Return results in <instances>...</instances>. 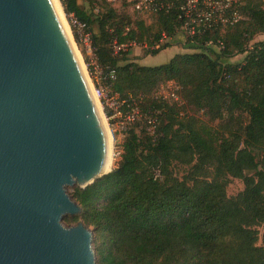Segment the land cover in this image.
<instances>
[{"label": "trees", "instance_id": "16d2710c", "mask_svg": "<svg viewBox=\"0 0 264 264\" xmlns=\"http://www.w3.org/2000/svg\"><path fill=\"white\" fill-rule=\"evenodd\" d=\"M77 1L60 3L91 33L103 81L113 72L112 92L157 123L153 135L125 132L112 172L71 188L81 214L63 221H82L92 231L95 264H264V40L251 44L264 34V1L240 0L242 22L187 39L196 52L157 66L115 53L113 43L150 49L162 34L176 35L177 13L153 14L146 24L141 14L103 0L96 15ZM208 41L222 48L216 52ZM170 47L146 50L145 57ZM238 55L241 63L226 62ZM166 82L176 83L185 102L217 125L182 116L181 108L153 96ZM231 179L243 190L228 197Z\"/></svg>", "mask_w": 264, "mask_h": 264}, {"label": "water", "instance_id": "95a60500", "mask_svg": "<svg viewBox=\"0 0 264 264\" xmlns=\"http://www.w3.org/2000/svg\"><path fill=\"white\" fill-rule=\"evenodd\" d=\"M107 129L52 0H0V264H95L67 188L112 172Z\"/></svg>", "mask_w": 264, "mask_h": 264}, {"label": "built area", "instance_id": "2783aa9c", "mask_svg": "<svg viewBox=\"0 0 264 264\" xmlns=\"http://www.w3.org/2000/svg\"><path fill=\"white\" fill-rule=\"evenodd\" d=\"M108 2L119 1L124 4L131 13H138L145 18H150L153 14L177 13L180 26L177 34L185 40H193L195 37H201L206 33H215L217 31L234 27L244 20L242 5L240 0H107ZM97 13V8L93 10ZM71 28L76 33L79 42L83 43L89 51L91 49V33L88 32L85 23L79 21L73 14L68 15ZM172 38L165 34L161 35L159 43L151 47L152 50L160 48L162 43H168ZM194 42V41H193ZM205 46L213 47L217 50L222 45L213 41L206 42ZM125 46H116L113 43V51L124 50ZM93 72L97 74L99 80L103 83L96 88L97 97L104 108V119L108 127L119 134H124L137 123H143L150 135L154 134L157 118L152 114H143L138 108H131L126 100L121 99L114 94L111 89V83L115 76L111 72L106 81L102 78V69L98 65L93 53ZM174 97L173 94H171ZM100 105V106H101ZM106 114V115H105ZM112 126V127H111Z\"/></svg>", "mask_w": 264, "mask_h": 264}, {"label": "rangeland", "instance_id": "374dc122", "mask_svg": "<svg viewBox=\"0 0 264 264\" xmlns=\"http://www.w3.org/2000/svg\"><path fill=\"white\" fill-rule=\"evenodd\" d=\"M106 5H108L111 8L116 9L117 11H124L127 14H131V11L122 4L119 1H114V2H108L107 0H103ZM264 1V0H263ZM58 3V7L60 9V14L62 16V19L66 25V28L69 31L70 38L72 40V43L77 50L78 54L80 55L81 61L83 63L87 78L89 80V83L91 85V88L95 90L98 88V85L102 86L104 82L98 79L97 74L93 72V58L86 53V46L79 42V40H75L74 38V33L73 29L71 28L70 22H69V17L65 15L63 8L61 6L60 0H56ZM101 3V5H100ZM60 5V6H59ZM103 2L102 0H81V6L86 8L88 11L92 13V15H96L98 11L100 10V7H102ZM97 8V13H93V10ZM146 24H149L151 22V18H146L144 19ZM264 40V34H260L256 36L252 42H258ZM171 47L162 50L160 53H158L155 56H146L145 58V52L146 50H152L151 48L149 49L147 46L144 45H136L135 43L130 42L127 44L124 48L123 51L126 53V58L129 60H135L138 64H142L144 66H157L161 64H165L169 62V60L176 54H184V53H192L196 52L195 50L189 49L190 45L186 42V40L182 37H180L177 33L176 35L171 39L170 41ZM165 44L162 43V45ZM216 52L218 51L216 48H214ZM145 58V59H144ZM244 58V55H238L228 61L227 63L231 64H238L241 63ZM143 60V61H142ZM140 64V65H141ZM171 94L174 95V97L171 96ZM97 96V94H96ZM153 96L162 98L164 101L168 102L169 104H175L177 107L181 108L180 115H189V116H194L201 120L202 122L210 125V126H216L218 122H213L210 123L207 120V117L204 114L203 110H196L192 106H189L185 100L183 99L181 95V89L180 87L174 83V82H166L158 87V89L153 93ZM98 105L100 107V111L102 113V116L104 115V108L102 107L99 98L97 97ZM101 105V106H100ZM106 115V114H105ZM104 118V116H103ZM104 123L107 128H109V133L111 136V154H110V169H113L116 166V163L119 160V154L121 152V144L124 140V135L119 134L117 132H114L115 130L110 127H108L107 123L104 120ZM132 128H135L137 132H141L145 130L147 133L148 131L146 130V126L143 123H137L134 125ZM143 134V133H142ZM243 190V183L240 180L237 179H231L229 185L226 188V194L228 197H233L236 196L239 192ZM72 189L67 188V194H71ZM64 226H73L75 225L74 223H65L63 221ZM260 233L264 231V226L259 228ZM92 241H93V236H92ZM93 249V246H92ZM94 251V249H93ZM96 260V259H95ZM96 262V261H95Z\"/></svg>", "mask_w": 264, "mask_h": 264}, {"label": "bare ground", "instance_id": "6f19581e", "mask_svg": "<svg viewBox=\"0 0 264 264\" xmlns=\"http://www.w3.org/2000/svg\"><path fill=\"white\" fill-rule=\"evenodd\" d=\"M52 1H53L54 5H55V7H56V10H57V12H58L60 18H61V21L63 22V25H64V27H65V29H66L68 35H69L70 33H69L68 29L66 28V25H65V23H64V21H63V19H62L61 14H60V9H59V7H58V3L56 2V0H52ZM59 6H60V5H59ZM76 54L78 55V59L80 60V63H81V66H82L83 72H84L85 75H86V72H85V69H84L83 63H82V61H81L80 55L78 54L77 50H76ZM86 77H87V75H86ZM87 80H88V78H87ZM88 83H89V80H88ZM89 85H90V83H89ZM90 88H91V85H90ZM91 90H92V93L94 94V98H95L96 104H97L98 109H99V111H100L101 109H100V107H99V105H98L96 92H95V90L92 89V88H91ZM100 113H101V111H100ZM104 120H105V119H104ZM106 129H107L108 147H109V156H108L107 170H109V169H110V154H111V153H110V152H111V136H110V133H109V132H110V131H109V128L106 127Z\"/></svg>", "mask_w": 264, "mask_h": 264}, {"label": "crops", "instance_id": "0c3cea01", "mask_svg": "<svg viewBox=\"0 0 264 264\" xmlns=\"http://www.w3.org/2000/svg\"><path fill=\"white\" fill-rule=\"evenodd\" d=\"M78 2V4L81 6V0H78L77 1ZM82 7V6H81ZM84 8V7H83ZM85 10H87L86 8H84ZM93 32L95 33L96 32V28L95 27H93ZM86 49V53H87V55H89V56H91L92 58H93V56H92V53L89 51V49L86 47L85 48ZM166 50V49H165ZM146 58V57H145ZM144 58V59H145ZM143 61V60H142ZM141 64V63H140ZM142 65V64H141Z\"/></svg>", "mask_w": 264, "mask_h": 264}]
</instances>
